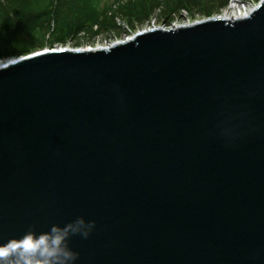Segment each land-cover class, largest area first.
Segmentation results:
<instances>
[{"label":"water","instance_id":"obj_1","mask_svg":"<svg viewBox=\"0 0 264 264\" xmlns=\"http://www.w3.org/2000/svg\"><path fill=\"white\" fill-rule=\"evenodd\" d=\"M78 218L72 264H264V0L0 67V244Z\"/></svg>","mask_w":264,"mask_h":264},{"label":"trees","instance_id":"obj_2","mask_svg":"<svg viewBox=\"0 0 264 264\" xmlns=\"http://www.w3.org/2000/svg\"><path fill=\"white\" fill-rule=\"evenodd\" d=\"M225 6L226 0H206ZM202 0H0V58L25 56L62 45L79 36L88 39L146 23L158 9L162 21L184 9L205 17L214 12ZM217 12V11H216Z\"/></svg>","mask_w":264,"mask_h":264},{"label":"clouds","instance_id":"obj_3","mask_svg":"<svg viewBox=\"0 0 264 264\" xmlns=\"http://www.w3.org/2000/svg\"><path fill=\"white\" fill-rule=\"evenodd\" d=\"M93 227L94 222L86 224L82 218L64 227L52 225L38 235L30 227L19 239L0 244V264H72L78 253L68 247V238L76 234L87 238Z\"/></svg>","mask_w":264,"mask_h":264},{"label":"rangeland","instance_id":"obj_4","mask_svg":"<svg viewBox=\"0 0 264 264\" xmlns=\"http://www.w3.org/2000/svg\"><path fill=\"white\" fill-rule=\"evenodd\" d=\"M202 1L206 2V0H202ZM232 1H234L235 5H240V6H246V5L253 6L259 2V0H226L225 6H223V7H221V6L217 7L216 5L209 6V5L214 4V3H211L210 1L206 2L205 5H206V8L211 9L212 12H214L212 15L216 16V15L222 14L223 13L222 11L227 10L230 2H232ZM248 6H246V7H248ZM206 18H208V17H205L204 15L202 16V14L199 13V11H197V10L189 13L188 11H186L184 9H179L178 12L171 14V19L169 22H167L168 24H166V22L162 21L160 11L158 9H156V10H154L150 19L146 23L142 24L141 26L136 27L134 30H130L128 28V26L126 25V23H124V21H120V22H117V24L120 25V27H121V29H119V30L113 31V32L108 33V34H103V35H100V36H97V37H94L91 39H88L87 37H84L81 35L75 40H69L62 45H60V44L54 45L50 49L66 48V47H68L70 49H80V48H85V47H94L96 45L106 46V45H109V44L114 43L116 41L125 40L126 38L130 37L134 33L138 32L140 30H143L145 28H149V27L158 28V27H162V26L163 27H169L173 24H177V25L189 24L192 22L199 21L201 19H206ZM44 48H49V47H44ZM11 58H14V57H11ZM8 59L9 58H0V62L4 61V60H8Z\"/></svg>","mask_w":264,"mask_h":264},{"label":"bare ground","instance_id":"obj_5","mask_svg":"<svg viewBox=\"0 0 264 264\" xmlns=\"http://www.w3.org/2000/svg\"><path fill=\"white\" fill-rule=\"evenodd\" d=\"M255 6H256V4L253 5V6H250L249 5L248 7H246V6H240V5H235L234 1H232V2H230L227 10L222 11L223 13L220 14V15H216V17L221 18L223 20L240 19L243 15H245L248 11H250ZM182 25H186V24H182ZM177 26H180V25H177V24L171 25V27H177ZM151 28L152 27H149V28H145L143 30L151 29ZM153 28H155V27H153ZM106 46H108V45H106ZM106 46L96 45L94 47H85V48H82V49H87V48H100V47H106ZM66 48L67 49H70L68 47H66ZM12 60H15V58L8 59L6 61H1L0 62V67L1 66H4V65H7V64H10L12 62Z\"/></svg>","mask_w":264,"mask_h":264},{"label":"built area","instance_id":"obj_6","mask_svg":"<svg viewBox=\"0 0 264 264\" xmlns=\"http://www.w3.org/2000/svg\"><path fill=\"white\" fill-rule=\"evenodd\" d=\"M246 5V4H245ZM246 6H248V5H246ZM183 12V11H182ZM184 13V12H183Z\"/></svg>","mask_w":264,"mask_h":264}]
</instances>
